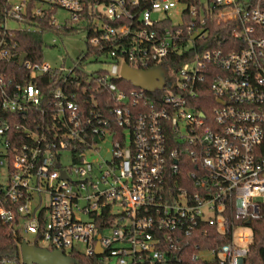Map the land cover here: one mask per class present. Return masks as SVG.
Masks as SVG:
<instances>
[{
	"label": "built area",
	"instance_id": "built-area-1",
	"mask_svg": "<svg viewBox=\"0 0 264 264\" xmlns=\"http://www.w3.org/2000/svg\"><path fill=\"white\" fill-rule=\"evenodd\" d=\"M48 14L96 54L24 60L22 80L0 71V223L104 264H248L264 203V0H4L0 63L14 31L36 29L25 16ZM123 63L162 67L164 85L128 88ZM20 243L0 264H24Z\"/></svg>",
	"mask_w": 264,
	"mask_h": 264
},
{
	"label": "trees",
	"instance_id": "trees-1",
	"mask_svg": "<svg viewBox=\"0 0 264 264\" xmlns=\"http://www.w3.org/2000/svg\"><path fill=\"white\" fill-rule=\"evenodd\" d=\"M4 12V0H0V17L3 16ZM25 22L32 24L36 29H19L14 31V34L9 38V42L13 45L10 58L0 63V71L4 72L6 76L12 78L13 80H22L27 78L26 72L23 70V67L19 65V58L22 53L25 54V60L30 63L42 62V54H43V35L46 32H64L67 31L65 28H57L50 24L49 14L39 18H31L26 17ZM222 27V26H219ZM219 27H211L213 30L219 29ZM230 26H227V29H230ZM258 29V28H257ZM256 36L264 37V29L259 28ZM219 31V30H218ZM215 33V32H213ZM223 43H227L230 45H234L233 48L235 50L238 48L240 43L235 41L234 39L229 37L222 38ZM84 54H96L93 48L89 47L86 42V51ZM167 62V61H165ZM162 66L169 70L175 71L178 67V64H168L162 63ZM38 85L46 89L47 84H45L42 79H38ZM128 88H133V85L129 83H124ZM45 87V88H44ZM52 88V87H51ZM210 98V95H209ZM194 167V166H193ZM251 227L253 229L254 240L251 245L250 254L248 257V264H262L263 262V251H264V203L261 208V216L259 219L253 221L251 223ZM20 238L18 236H13L6 225L0 223V256L5 257H13L18 254ZM73 257L77 260L76 264H104L103 257H99L96 255H85L83 253L72 252Z\"/></svg>",
	"mask_w": 264,
	"mask_h": 264
},
{
	"label": "water",
	"instance_id": "water-1",
	"mask_svg": "<svg viewBox=\"0 0 264 264\" xmlns=\"http://www.w3.org/2000/svg\"><path fill=\"white\" fill-rule=\"evenodd\" d=\"M25 60V54L22 53L19 58V65ZM121 77L129 81L132 85L140 87L146 91L160 89L164 85L165 70L160 66H154L148 69L133 68L127 63L122 64ZM21 258L24 264H76L77 260L65 255L62 250H49L45 247H39L28 244L25 240L20 243ZM95 254H101V247L97 243Z\"/></svg>",
	"mask_w": 264,
	"mask_h": 264
},
{
	"label": "rangeland",
	"instance_id": "rangeland-1",
	"mask_svg": "<svg viewBox=\"0 0 264 264\" xmlns=\"http://www.w3.org/2000/svg\"><path fill=\"white\" fill-rule=\"evenodd\" d=\"M66 15V12L58 10L56 19L62 21ZM8 24L9 26L17 25V23L13 21H10ZM43 41L45 45L43 47L42 60L53 67L59 66L63 61V57H66L65 63L68 64L70 63V59H75L78 54H84L86 51L85 32L83 31L72 30L59 33L50 31L44 33ZM86 67L94 70L99 68L100 64H91ZM110 148L111 146L108 143L101 147L106 155H109L106 149ZM25 238L31 240L32 235L25 234Z\"/></svg>",
	"mask_w": 264,
	"mask_h": 264
}]
</instances>
